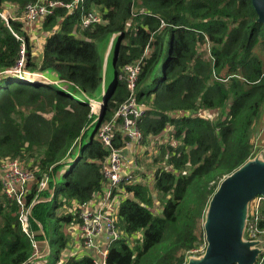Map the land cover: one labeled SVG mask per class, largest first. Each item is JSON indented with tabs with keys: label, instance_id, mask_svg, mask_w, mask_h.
<instances>
[{
	"label": "trees",
	"instance_id": "16d2710c",
	"mask_svg": "<svg viewBox=\"0 0 264 264\" xmlns=\"http://www.w3.org/2000/svg\"><path fill=\"white\" fill-rule=\"evenodd\" d=\"M49 1L35 53L24 14ZM60 2L74 0H0L12 13L0 14V162L16 158L34 175L20 202L0 178V264H95L94 253L71 249L74 210L102 192L111 147L98 131L111 125L112 144L125 146L118 111L130 98L142 109L143 158L119 184L120 235L106 245L105 264H184L205 243V211L221 179L264 157V25L251 0ZM93 10L99 20L82 26ZM136 63L130 88L126 66ZM48 77L55 82L41 81ZM93 102L103 104L97 113ZM259 213L264 230V197Z\"/></svg>",
	"mask_w": 264,
	"mask_h": 264
},
{
	"label": "built area",
	"instance_id": "2783aa9c",
	"mask_svg": "<svg viewBox=\"0 0 264 264\" xmlns=\"http://www.w3.org/2000/svg\"><path fill=\"white\" fill-rule=\"evenodd\" d=\"M77 3L78 0H74V2L61 4L70 8L77 5ZM54 4L55 2L53 1H49L47 4L41 3L40 5L28 4L24 18L29 21H35L39 15H43L50 11L48 5L54 6ZM95 20H99L98 15L92 11H88L81 17V25L86 26ZM138 68V63L126 66L128 74L127 81L130 88L133 87ZM141 112L142 109L136 106L132 98L124 103L118 111V113L124 117L122 128L125 135L128 136V139L125 140V146L115 147L112 144L114 132L111 129V125L105 124L101 127L98 135L103 143L111 147L108 156L101 165V171L105 178L103 190L101 193L95 194L87 204L82 205L79 210H74V212L77 213L78 220L72 225V230L75 231L74 234H78L80 239L78 245L86 249L97 248L100 243H103L102 246L105 245V253L101 255L102 259L94 257L95 264H105L106 245L120 235L116 228L114 216L115 208L117 207L120 197L115 191L121 190L119 186L120 182L129 180L132 177L131 172L128 173L123 169V167L125 168L123 162L127 159L124 154V148L129 149V146L138 145L141 132L135 124V118L141 114ZM129 114L133 116L129 117ZM0 174L4 191L8 195L15 196L16 200L20 202V197L24 193L26 184L34 177L33 172L23 168L18 159L5 157L1 159L0 162ZM45 184L46 178L39 182V187L42 188ZM260 198L261 196H256L249 203L245 226V238L260 239L258 236L259 234L264 236V230L259 229L257 225L260 216ZM22 219L23 229L26 230V215H23ZM261 243L262 240L260 239L259 246L262 247Z\"/></svg>",
	"mask_w": 264,
	"mask_h": 264
},
{
	"label": "water",
	"instance_id": "95a60500",
	"mask_svg": "<svg viewBox=\"0 0 264 264\" xmlns=\"http://www.w3.org/2000/svg\"><path fill=\"white\" fill-rule=\"evenodd\" d=\"M251 3L264 25V0ZM256 196L264 197V157L259 152L221 179L205 211L204 250L184 264H255L263 248L260 239L245 238L244 230Z\"/></svg>",
	"mask_w": 264,
	"mask_h": 264
},
{
	"label": "rangeland",
	"instance_id": "374dc122",
	"mask_svg": "<svg viewBox=\"0 0 264 264\" xmlns=\"http://www.w3.org/2000/svg\"><path fill=\"white\" fill-rule=\"evenodd\" d=\"M93 12H96V11L93 10ZM0 14L5 19H7L8 16L12 15L11 10L8 7H4V6H1V5H0ZM30 22H32V21H30ZM40 23H41V19H37L36 21L33 22V24H34L33 27L31 26V27L27 28L28 29L29 40L32 41L33 45H35L34 50H36V47H38L40 45V41H41V37H42V31H41V29L39 27ZM35 27H37V28H35ZM110 40H111V38H110ZM109 45L111 46V41L109 42L108 46ZM108 46H107V48H106V50L104 52L103 68H105V66H106V70L104 71V77L103 78H104V85H106L107 88L109 89L113 85V80H114V70H113V54H114V50L110 51V53L108 55V58H107ZM17 68H19V65H18ZM17 70H19V69H17ZM26 73H28V72L26 71ZM41 80H43V82H45V83H47V82L48 83L49 82H55V80L52 79L51 77H48V79L47 78H43ZM102 105L103 104L101 102H93L91 104L92 111L94 113H97L98 109ZM103 126H104V124L101 127H103ZM121 131H122L123 135H125L123 128H122ZM129 147H130L129 148L130 156L126 160H124L123 163L125 165V168L123 167V169L125 171H127L128 173H130V172L132 173L133 167L137 166L136 163H135V162H137L136 161V155H139V156L142 155L140 159L143 158L142 151L144 150V145H141V139L139 138L138 145L129 146ZM125 149H127V148H125ZM261 152H263V151H261ZM263 155H264V153H263ZM30 161H32V159H28V164H30ZM142 169H144V167H142ZM74 233H75V231L72 230L71 231V235H70L71 237H70V240H69V242L71 244V247H72L71 248L72 250L76 251L78 254L84 253V252L94 253L93 255H94L95 258L102 259L101 255H103V253H105V249H104L105 245L102 246L103 243L99 244L97 248L86 249L83 246H79L78 245V243L80 242V239L78 237V234H74ZM204 247H205V243L199 242L196 245L195 248H192L193 250L191 249L192 252H191L190 255H200L203 252ZM202 248H203V250H202Z\"/></svg>",
	"mask_w": 264,
	"mask_h": 264
},
{
	"label": "crops",
	"instance_id": "0c3cea01",
	"mask_svg": "<svg viewBox=\"0 0 264 264\" xmlns=\"http://www.w3.org/2000/svg\"><path fill=\"white\" fill-rule=\"evenodd\" d=\"M42 43H43V36L41 37V41H40V45L38 46V47H36V51H35V53H39L40 52V49H41V46H42ZM111 51V46L109 45L108 46V52H107V54L109 53ZM126 156H127V158H128V156H130V152L129 151H127L126 152ZM117 192H118V195H120V192L117 190ZM101 244V243H100Z\"/></svg>",
	"mask_w": 264,
	"mask_h": 264
}]
</instances>
